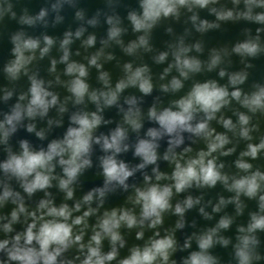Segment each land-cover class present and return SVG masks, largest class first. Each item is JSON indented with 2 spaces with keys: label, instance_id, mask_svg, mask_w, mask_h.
<instances>
[{
  "label": "clouds",
  "instance_id": "1",
  "mask_svg": "<svg viewBox=\"0 0 264 264\" xmlns=\"http://www.w3.org/2000/svg\"><path fill=\"white\" fill-rule=\"evenodd\" d=\"M78 2L50 0L48 7L34 15L27 8L18 15L12 0H0V22L8 17L21 26L47 27L51 15L53 25L60 24L65 19L61 15L65 5L75 9L74 20L80 22L75 31L64 32L59 41L62 55L59 61L51 60L49 69L56 73L58 62L66 65L64 75L71 79L65 82L56 76V82L71 94L63 102L49 90L52 81L46 82L36 72L29 74L37 50L43 59L56 39L47 34L33 37L23 27L10 37L14 59L4 65L3 72L10 83L26 76L29 87L16 95L8 111H0V146L6 153V158L0 160V264H177L173 257L178 251L185 253L179 264H223L221 257L211 251L217 245L230 249L227 264H264V165L254 163L264 161V131L260 126L264 121V82L249 83L248 71L255 66L253 60L264 56V0H138V8L128 10L126 18L132 32L140 35L126 46L121 37L127 29L118 14L97 10L87 18L86 10L77 8ZM107 3L111 7L113 0ZM201 10L214 19L202 18ZM101 15L108 26L107 39L101 43L107 47L110 41L115 42L129 56L139 49L152 51L149 38L162 21L179 22L184 17V23L191 25L185 28V35L169 45L174 62L164 69L167 75L175 68L183 80L173 76L169 83L160 85L161 91L179 92L190 74L205 70L219 69L218 76L226 77L227 83L222 85L215 79L194 82L190 91L170 106L158 109L153 104L147 119L156 126L148 127L141 136L144 124L138 98L126 97L127 109L119 100L120 94L130 87L144 96L153 92L149 67L144 64L134 68L132 63H125L124 77L114 88L109 73L100 71L98 79L104 88L90 90L86 82L88 67L70 61V45L85 35V25L99 26ZM228 23L243 25L239 32L242 38L209 48L206 61L189 55L193 50L198 54L205 51L203 40L185 42L192 30L203 37L210 31L222 30ZM167 31L171 33L172 28ZM96 41L95 34H88L81 46L87 49ZM168 56L169 52H160L154 60L161 64ZM233 56L239 58L243 67L230 72L221 65L231 66ZM101 58L113 59L101 48L88 58V66L100 70ZM0 92V100L7 103L13 99L15 88L5 87ZM86 97L96 111L73 112L62 138L51 139L46 147L39 148L28 139H19L18 150H14L11 139L19 129L45 141L52 125L59 126L62 120L47 119L48 128L39 130L35 121H43L53 108L64 114L69 99L74 105H84ZM113 106L123 113L122 123L108 135H94L101 124L109 123L101 113ZM222 109L231 111L232 116ZM212 121L224 131H217L211 126ZM129 129L137 134L134 145L127 142ZM186 134L192 144L199 141L203 146H185ZM164 140L167 147L161 156L158 149ZM241 143L244 147L238 151ZM94 145L103 153L98 172L103 182L77 198L80 177L93 167ZM130 147L140 161L135 166L119 158ZM233 155L231 163L221 159ZM161 159L172 167L170 173L160 170ZM149 166L151 174L146 171ZM138 172L143 184H130V178ZM217 185L229 195L218 193L215 203L211 199L205 201L203 190L215 189ZM53 188L63 194L59 203ZM192 190H200V195L191 194ZM118 191L129 194L121 203L106 206L109 196ZM37 193H43V197L33 206L30 201ZM185 193L183 199H177ZM229 205L234 207V214L225 211ZM9 206L10 211L5 212ZM209 206L211 212L206 211ZM197 208L205 221H212L214 214H223L213 226L186 235L181 245L176 232L185 229L186 213ZM246 212V222H237ZM173 216L177 218L174 227H165L166 220ZM234 224V236L224 235ZM190 227L196 228L197 222L193 220ZM133 235L141 243L128 246L126 236Z\"/></svg>",
  "mask_w": 264,
  "mask_h": 264
},
{
  "label": "water",
  "instance_id": "2",
  "mask_svg": "<svg viewBox=\"0 0 264 264\" xmlns=\"http://www.w3.org/2000/svg\"><path fill=\"white\" fill-rule=\"evenodd\" d=\"M14 4V11L17 12L19 15L24 8L29 10L30 14H36L42 7H48L50 0H12ZM77 8H83L86 10V17L91 18L97 10H100L102 13L113 14L115 12L118 14L122 19V26L127 29V31L122 35L121 39L124 41V45L126 46L129 42L136 39L139 33H133L131 29V25L127 20V12L132 8H138V0H113V4L109 7L107 0H79L77 4ZM74 12L75 9L70 8L69 6L65 5L64 10L61 12V15L65 17L64 21L60 24L53 25L52 20L53 17L50 15L48 20L49 24L47 27L43 25H37L34 28H30L28 26H21L17 23L16 20L9 19L5 17L3 22H0V89L5 87L12 89L15 88V94L13 99L4 103L0 100V111H8L10 106L15 102L16 95L21 91H27L29 87V81L26 76H21L19 81L10 83L3 72L4 65L7 64L11 59H14L12 56L11 49L13 47L10 37L13 33L20 30L21 27L33 37H41L42 34H47L52 36L56 39V44L52 47L50 53L45 56L43 59L39 58V50H37V59L29 65L30 73L36 72L38 73L39 77L47 81H52L50 91L57 93L60 97L61 102L65 100V97H70V93L61 83L56 82V76L59 75L61 81H68L71 77L64 75V69L66 67L65 64L57 63V71L56 73L49 72L51 67V60L56 59L59 61L62 52L59 50V41L63 39V34L65 31L71 29L75 31V29L79 26L80 22L74 20ZM200 15L202 18L207 19H214L208 15L206 10H201ZM101 23L99 26L92 28L87 25V31L80 40H74V42L70 45V61H76L78 63L84 64L88 67L89 75L86 78V82L90 86V90L92 89H103L104 85L102 82L99 81V73L100 71L108 72L110 75V82L111 86L114 88L115 83L124 77L123 72V65L125 63H132L133 67L141 66L146 64L150 69V74L152 77L153 83V92L148 95L144 96L142 93L139 92L137 88H127L124 90L123 93L120 94L119 104L127 109V105L124 104V100L126 97L129 96H136L139 101V107L141 108L143 114V124L144 128L141 130L140 135L143 136V133L147 130L148 127L156 126L154 123L148 121L147 119V111L148 109L155 104L158 109H162L163 107H168L171 105L173 100L179 99L181 96L186 95L188 91H190L192 84L194 82H204L208 79H215L220 84L227 83V78L221 79L218 76L219 69H216L212 72L202 71L196 74H190V78L188 80L183 81L184 87L176 93L172 92H163L160 89L161 84H167L171 80L173 76H176L183 80L182 77H179V73L176 71L175 68L171 70L167 75H164V69L169 66V64L174 62V59L171 55V49L169 48L170 44H174L177 39L185 35V28H191L190 24L184 23V17L181 18L179 22L173 20H166L162 21L156 28L153 29L151 36L149 38V43L152 46L151 52H145L143 49H139L138 52L132 56L125 54L122 50L120 45H117L115 42L110 41L107 47L101 43L102 40L107 39V24L104 22V16L101 15L100 17ZM171 27L172 32L169 33L167 29ZM243 25H232L231 23L224 24L222 26V30H213L206 33L203 37H201L198 33L192 30L190 35L185 36V42L188 44L195 43L197 40H203L205 51L202 54L196 53L194 50L189 53V55L198 56L202 61H206L208 58V49L214 46H221V45H228L234 40L238 38H242L239 36L240 28ZM88 34H95L97 37L96 44L93 47L85 49L81 46V42L83 39L87 38ZM101 48H104L105 54H111L113 59L107 60L105 58H101L100 63L102 64V68L97 70L95 67L88 66V58L92 54H95ZM79 52V55H77ZM160 52H169L168 58L161 64H157L154 60V57L157 56ZM232 65L229 66L227 64L221 65V67H226L228 71H238L242 65L239 64L238 57L233 56L232 58ZM252 63L255 65L254 68L248 69L250 72L249 83L252 81L257 82H264V56L253 60ZM164 75V78L161 79V76ZM247 88V85L244 86ZM2 92H0V96H2ZM233 106L235 102H233ZM66 107L68 109L67 112L64 114H59L57 109L53 108L49 112V116L45 118L43 121L37 119L35 121L37 123L38 130L40 128H48L47 119L53 120H62L61 125L57 126L55 124L52 125L51 129L47 134V139L45 141H40L37 137H35L34 133H28L25 129L21 128L18 132L12 137L11 144L13 145L14 150H18V143L19 139H28L34 147L39 148L40 146L46 147L47 143L54 138H62L64 132L67 130L69 126V117L75 111H96V106L88 101L87 97L85 98L84 105H74L72 100L69 99L67 101ZM227 116H232L231 111L228 109H222ZM105 120L109 121L107 124H101V126L95 131L94 135H108L116 126L117 124L122 123L123 120V113L120 112L117 106H113L111 108H105L104 111L101 113ZM2 119V116H0ZM235 120V117H233ZM211 126L216 127L217 131H224L222 126L216 124L215 121L211 122ZM261 130L264 131V121H261ZM127 127V126H125ZM137 138V134L131 132L129 129V140L127 141L130 145H134ZM161 147L158 149V153L162 156L164 151L166 150V140L161 141ZM191 146L194 149L202 147V143L197 141L196 144H192L190 140L185 139V146ZM244 147V144L241 143L238 151ZM93 167L87 170L83 176L80 177L81 185L77 189V198H79L83 192L87 191L91 187L99 186L103 182L102 176L98 175L99 172V157L103 155L98 145L93 146ZM134 148L130 147L127 153L121 154L119 157L123 159L126 163H129L130 166H135V164L139 163V158L133 156ZM6 158V153L3 151V146H0V160ZM222 160L226 161L227 163H231L235 159V155L231 157H224L221 158ZM160 170L170 173L172 171V167L168 164V162L163 161L162 159L158 161ZM254 163H260L264 165V161H257ZM151 167L146 170L149 174H151ZM227 170V169H226ZM234 170V169H233ZM60 172V169L57 168V173ZM129 183H136L138 186L143 184V176L141 173H136L133 178H130ZM53 194L56 196L57 203L62 200L63 194L59 193L57 189H51ZM205 193L204 199L205 201L211 199L215 203L217 199V194H223L225 196L229 195L228 193L224 192L220 185H217L215 189L210 190H203ZM129 193H124L122 191H118L116 194H112L109 196L106 206H115L118 203H121L125 197ZM181 194L177 199H183V196L186 195ZM191 194L193 195H200V190H192ZM43 197V193H37L33 200L30 203L38 200L39 198ZM71 203V202H69ZM254 207V205H250ZM10 207L6 208L4 211H10ZM206 211L211 212V206L206 208ZM226 212L229 214H234V207L229 205ZM219 214H214V219L212 221H205L198 213V208L190 210L186 213V227L183 230H177L176 237L178 242L182 245L186 235H190L193 231H199L202 228L213 226L216 220L219 218ZM176 217H170L166 220L165 227H174V223ZM195 220L197 222V227L192 228L190 227L191 222ZM247 220V212L245 216L239 218L237 222H246ZM235 233V224L233 228L229 231L223 233L227 236H234ZM147 235V234H146ZM264 237V234H261ZM128 241V246H131L133 243H141L140 241H135L134 235L133 236H126ZM193 247L195 245L193 244ZM126 250H122V254L126 253ZM214 255L221 257L223 264H227L229 260L228 252L230 249L221 248L217 245L214 249L211 250ZM185 255L183 252H177L174 255V259L177 260V264H179L180 258Z\"/></svg>",
  "mask_w": 264,
  "mask_h": 264
}]
</instances>
